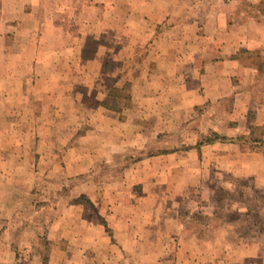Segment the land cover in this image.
<instances>
[{
	"label": "crops",
	"instance_id": "0c3cea01",
	"mask_svg": "<svg viewBox=\"0 0 264 264\" xmlns=\"http://www.w3.org/2000/svg\"><path fill=\"white\" fill-rule=\"evenodd\" d=\"M47 1L80 2L82 18L76 40L59 46L62 69L30 74L36 82L59 84L33 92L40 103L35 112L50 117L36 150L49 173L65 183L95 163L111 167L171 131L179 133L178 145L189 147L146 156L125 168L121 181L88 188L110 235L99 225V233L91 232L86 203H63L70 231L52 238L65 244L50 257L64 258L58 264H264V148L236 141L264 140V62L244 59L252 51L264 57V0H0V41L8 42L13 31L27 34L33 51L25 55L27 46L18 44V54L31 57L22 63L34 68L47 46L43 32L60 29L42 19ZM89 10L97 14L95 24L85 23L93 17ZM125 80L133 104L105 106ZM195 112L200 119L189 127ZM209 131L232 141L197 149ZM217 180L230 194L224 204L230 216L219 225ZM191 209L208 215L203 224L188 221ZM62 220L52 226H63Z\"/></svg>",
	"mask_w": 264,
	"mask_h": 264
},
{
	"label": "rangeland",
	"instance_id": "374dc122",
	"mask_svg": "<svg viewBox=\"0 0 264 264\" xmlns=\"http://www.w3.org/2000/svg\"><path fill=\"white\" fill-rule=\"evenodd\" d=\"M79 5L80 2H70L67 5L63 1L45 2V11L41 12L45 17L42 19H47L49 25H58L60 29L56 31L57 34L47 35L46 31L43 32L42 42L47 46L46 49L39 50V55H43L40 59L42 65L36 68L30 63H22V60L29 62L32 60L31 57L22 58L18 54L22 50L19 49L18 44L27 46L25 55H28L27 51L30 53L33 51L31 45L34 46V43L27 41L30 39L27 34L13 31L9 33L11 39H8V42L7 40L0 41V264H42L43 257H46V264H58L60 259L64 260V258L55 256L50 257L49 253L52 248L55 249L58 245L63 247L65 244L64 238L58 241L52 238L70 231L69 222L64 221L67 212L62 204L66 202L86 203L91 232L99 233L100 230L97 227L99 225L102 228L101 233L110 235L109 228L97 215L95 204L91 203L86 196L88 188L92 185L103 186L110 182L121 181L123 170L148 156L149 153H156L163 149L176 150L178 148L176 146L179 148L186 146L176 143V135L179 133L171 131L167 134H159L160 136L156 135L148 139L145 144L132 149L113 166L108 167L104 162L95 163L91 172L70 177L65 180V183L54 178L52 171L49 173L48 167L38 160L36 153V150H39L38 133L50 117L48 113L35 112L39 99L33 92L48 85L52 89H58L59 84L56 87L54 81L36 82L31 80L30 74L50 73L62 69L60 60L63 59H59L60 57L57 59L56 56L65 51L59 46L69 45L68 43L71 44L73 39L76 40V30L82 19L78 15ZM25 6L26 10L32 8L31 4H25ZM35 8L40 7L35 6ZM65 8L70 9L72 16L65 15L63 10ZM36 11L39 13L40 9ZM91 13L93 17L89 16L90 19L85 23L95 24L97 14L89 10L88 14ZM2 35L4 31L0 25V36ZM33 35L38 38L39 32L34 30ZM52 37H55V40L58 38V43L54 42ZM18 38L20 40L15 41ZM71 52L67 56H72L74 50ZM251 60L264 62V57L261 58L259 54V58ZM74 67L79 68L80 66ZM129 90L130 87L127 89L128 93ZM105 101L109 104H117L124 109L133 104L132 100L129 103L122 97L115 99L107 97ZM199 114L200 112H195L190 118L189 127L198 124ZM124 118L125 114L121 113L119 119L122 121ZM184 129L180 128L181 132L188 133L190 130ZM221 184L217 180V188L213 194V199L217 204L214 224L217 225L225 220L227 215L230 216L224 209V204L230 198V194L222 189ZM186 214H188V221L193 220L198 224H203L204 218L208 216L192 209ZM193 214L195 218H192ZM61 219L63 220L60 225L63 226L54 228L52 223Z\"/></svg>",
	"mask_w": 264,
	"mask_h": 264
},
{
	"label": "trees",
	"instance_id": "16d2710c",
	"mask_svg": "<svg viewBox=\"0 0 264 264\" xmlns=\"http://www.w3.org/2000/svg\"><path fill=\"white\" fill-rule=\"evenodd\" d=\"M244 59L245 61H251V62H254L252 61L251 59L253 58H259V52L258 51H252V52H248L246 54H244ZM263 62H257V64L261 67L263 64ZM130 87V84L129 82H124L122 83V86L121 88H113L110 93H109V97L111 98H124L125 101L129 102L130 103V95L129 93L127 92V89ZM127 88V89H126ZM105 106H108V107H111L113 109H116L118 106L117 104H109L107 103L106 101L103 102ZM221 141V142H229V141H232L231 138H228L227 136L225 135H220L216 132H210L208 135H201L200 138L198 139L195 147L198 149L201 145H204V144H209V143H212L214 141ZM236 141L244 148V147H248L249 149H253L255 147H263L264 148V140L262 139H256V138H252V137H249V138H245L243 136H238L236 138ZM184 149H187L189 148L188 146H185L183 147ZM172 151H175L174 149H163L161 151H158L156 153H149V155H153V154H163V153H168V152H172ZM148 155V156H149ZM42 264H46V257H43L42 259Z\"/></svg>",
	"mask_w": 264,
	"mask_h": 264
}]
</instances>
